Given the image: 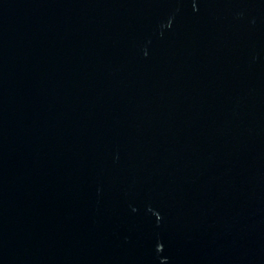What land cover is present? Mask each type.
<instances>
[{"label": "water", "instance_id": "1", "mask_svg": "<svg viewBox=\"0 0 264 264\" xmlns=\"http://www.w3.org/2000/svg\"><path fill=\"white\" fill-rule=\"evenodd\" d=\"M0 264H264V0H0Z\"/></svg>", "mask_w": 264, "mask_h": 264}]
</instances>
